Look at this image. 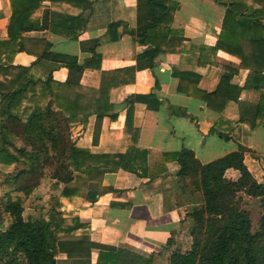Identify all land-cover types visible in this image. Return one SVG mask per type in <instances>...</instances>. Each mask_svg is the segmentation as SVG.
Listing matches in <instances>:
<instances>
[{"label": "trees", "instance_id": "1", "mask_svg": "<svg viewBox=\"0 0 264 264\" xmlns=\"http://www.w3.org/2000/svg\"><path fill=\"white\" fill-rule=\"evenodd\" d=\"M45 1L10 0L8 39L0 40V173L10 188L0 199V264H60L61 254L72 257L73 264H92L89 255L93 249L99 250L95 264H122L121 250L97 244L87 234H78L89 229V224L77 217H65L60 198L83 195L95 202L103 193L101 184L106 174L124 170L141 177L147 175L148 151L138 148L139 131L133 126L135 99L130 97L126 101L124 134L131 141L125 153L95 154L79 148L71 129L86 124L91 115H97L99 122L106 115L116 119L114 105L109 104L111 91L134 83L137 71L153 69L159 55L183 52V32L172 29L179 5L168 0H138L137 28L130 34L135 42L151 47L136 57V66L102 70L100 87L93 89L84 88L80 79L86 69H99L94 59L81 63L77 56L48 49L38 56L36 63V67L50 63L45 79L37 78L31 68L13 65L15 55L27 51L23 33L45 29L46 25L38 19L46 10ZM255 1L264 7V0ZM81 29L68 35L78 39ZM109 32L112 40L117 41L116 24L110 25ZM92 43L98 61L99 41ZM211 50H221L240 63L220 65L224 74L217 89L205 94L207 108L222 112L243 89L254 90L260 94L259 101L251 111L243 113L241 120L252 128L264 126V16L239 20L228 7L218 41ZM60 67L69 71L66 82L53 78V72ZM240 69L247 70L248 75L239 89L231 81ZM191 72L174 69L180 93L187 94L194 80ZM99 133L97 123L95 143ZM246 151L240 146L239 150L207 164L187 148L163 154L166 161L175 160L180 165L179 205L192 204L187 216L193 222L190 250H173L169 264H264V184L246 166ZM2 167L13 170L4 171ZM47 169L52 171L53 191L59 190L60 194L53 192L47 204L38 209L37 216L26 218L25 201L48 175ZM231 169L238 172L237 178L226 176ZM246 198L255 199L262 208L257 228L251 212L245 209ZM146 262L151 264V259Z\"/></svg>", "mask_w": 264, "mask_h": 264}, {"label": "crops", "instance_id": "2", "mask_svg": "<svg viewBox=\"0 0 264 264\" xmlns=\"http://www.w3.org/2000/svg\"><path fill=\"white\" fill-rule=\"evenodd\" d=\"M168 1L179 5L172 29L183 32V52L159 55L153 69L139 70L134 83L113 89L109 104L114 105L116 119L106 115L99 122L97 115H91L86 124L71 129L73 141L79 148L95 154L125 153L131 141V137L124 134L126 101L130 97L135 99L133 126L139 131L138 148L148 151L147 175L141 177L124 170L106 174L101 184L103 193L95 202L83 195L60 198L65 217H77L89 224V229L80 230L78 234H87L97 244L121 250L122 264H147L148 259L151 264H169L173 250L186 251L181 239L187 231L186 224L192 221L187 216L192 204L179 205L180 165L175 160L166 161L163 154L187 148L195 152L201 163L207 164L242 146L247 150L246 166L257 181L264 184V126L252 128L241 120L243 113L251 111L258 103L260 94L243 89L222 112L208 109L204 101L205 94L214 92L221 81L224 71L220 65L240 63L221 50L216 53L211 50L218 41L228 7L236 12L239 20L264 16V7L255 0ZM137 3L138 0H46V10L38 15L45 29L23 33L27 51L17 53L12 63L31 68L37 78L45 79L50 63L38 67L36 63L38 56L48 49L77 56L81 63L94 59L99 69H86L80 84L84 88L98 89L102 70L118 71L136 66V57L151 47L135 42L130 34L137 28ZM0 12L3 13L0 40H6L10 0H0ZM114 24L117 25V41L112 40L109 32L110 25ZM80 29L78 39L68 35ZM94 40L99 41L96 53L101 59L98 61L92 52ZM175 68L192 71L194 80L187 94L178 91L180 81L174 74ZM247 75V70L240 69L231 84L242 88ZM68 76L65 67L53 72V78L59 82H66ZM97 123L100 133L95 143ZM226 176L235 179L238 172L231 169ZM29 216L37 214L33 211ZM188 236L190 249V233ZM98 255L99 250L93 249L89 255L92 264L97 262ZM59 261L73 264L74 260L61 254Z\"/></svg>", "mask_w": 264, "mask_h": 264}, {"label": "rangeland", "instance_id": "3", "mask_svg": "<svg viewBox=\"0 0 264 264\" xmlns=\"http://www.w3.org/2000/svg\"><path fill=\"white\" fill-rule=\"evenodd\" d=\"M18 145H21V144L19 143ZM10 169L13 170V168L8 169V167H2V170H4V171H8ZM51 172H52L51 170L47 169L46 174H48V175H45L43 177V179L40 181V185L37 187V189L34 191V193H32V195L26 199V201H25V211H26L25 217L26 218L33 211H35L36 214H38V209H40L42 206H44V204H47V201H48L50 195L53 192H55V193L59 192V190L53 191L52 186L54 184V181L50 178ZM4 182H5V178L0 173V199L4 198L5 195L8 193V191L10 190V188L8 186H6ZM186 184H187V182H186ZM23 197L25 198V196H23ZM193 197L197 199V198H199V195H195ZM244 205H245V209H247L251 212V217L253 220L254 227L257 228L258 223H259V219H260V216L262 213V208H261L260 204L255 199L246 198ZM192 227H193L192 221H191V223L186 224L185 229L187 231L184 230L186 232L184 233V235L182 236V239H181V241L183 242V247L186 251L190 250V249H188V245H189L188 244V242H189L188 234L190 233ZM191 245H192V243H191Z\"/></svg>", "mask_w": 264, "mask_h": 264}]
</instances>
